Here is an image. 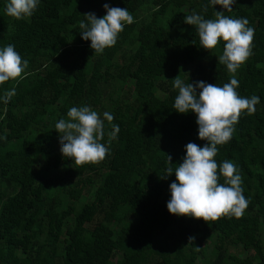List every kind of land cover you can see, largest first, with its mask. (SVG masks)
<instances>
[{"label":"trees","instance_id":"16d2710c","mask_svg":"<svg viewBox=\"0 0 264 264\" xmlns=\"http://www.w3.org/2000/svg\"><path fill=\"white\" fill-rule=\"evenodd\" d=\"M5 2L0 46L14 44L29 63L22 78L0 85V95L16 89L8 103L0 102V264H197L212 234L213 264H264V0H236L224 12L247 18L255 30L253 54L235 75L239 95H258L260 103L254 114H241L215 156L218 164L237 165L249 204L239 218L208 222L169 213L176 177L161 176L182 162L188 142H206L198 138L195 114L172 107L173 79L230 81L217 61L223 42L209 52L184 21L192 12L215 19L221 6L205 11L208 0H42L30 18L16 20L5 14ZM104 3L126 7L134 22L96 54L78 25L85 13L104 15ZM85 104L101 116L112 113L120 131L104 160L76 165L61 154L53 127L70 107ZM111 123L105 120L106 132ZM225 242L253 253L226 254Z\"/></svg>","mask_w":264,"mask_h":264},{"label":"clouds","instance_id":"9594fccd","mask_svg":"<svg viewBox=\"0 0 264 264\" xmlns=\"http://www.w3.org/2000/svg\"><path fill=\"white\" fill-rule=\"evenodd\" d=\"M42 0H6L4 12L16 19H28L38 9ZM236 0H208L204 10L211 5H220L215 10V19H205L202 14L192 12L184 16L187 24L193 25L199 37V46L213 50L223 42L222 53L217 61L226 66L231 73L230 81L219 86L198 80H189L176 76L173 87L178 90L173 108L179 113H194L198 126V138L206 141L202 146L188 142L182 162L177 167H167L161 178L175 173V180L169 184L170 198L167 210L177 216L185 215L203 218L205 222L215 221L221 216L241 217L249 204L242 187L243 180L237 165L231 160L218 164L215 156L218 145L227 144L235 132L241 114L252 115L260 103L258 95L244 97L239 95L238 69L253 54L254 28L249 26L247 18H234L224 15L231 11ZM105 14L97 17L94 12L85 13L79 21L81 38L90 41L89 47L96 54H102L106 48L114 46L126 24L134 22V17L126 7L109 6L104 3ZM28 60L16 51L14 44L0 46V85L10 79L22 78L28 66ZM199 90V91H198ZM16 94V89L4 90L0 102L8 103ZM105 120H114L112 113L105 111L102 116L89 105L72 106L67 118L56 121L53 129L58 133L61 154L70 158L76 165L99 163L110 153V145L117 139L120 127L111 123L106 132ZM105 135L108 139L105 141ZM5 137L0 134V139ZM168 163L171 160L167 156ZM221 176L224 182L220 183ZM195 237H189L193 241Z\"/></svg>","mask_w":264,"mask_h":264},{"label":"rangeland","instance_id":"374dc122","mask_svg":"<svg viewBox=\"0 0 264 264\" xmlns=\"http://www.w3.org/2000/svg\"><path fill=\"white\" fill-rule=\"evenodd\" d=\"M261 239L263 243V250H264V227L261 229ZM214 245H215V236L213 234L208 238L206 243L202 246L199 256L196 259L197 264H213L215 258L214 252ZM224 247L226 248V254H235L236 256L243 258L245 256H250L253 251L251 249L243 250L241 245L239 244H232L229 242H225ZM223 264H231L229 259Z\"/></svg>","mask_w":264,"mask_h":264}]
</instances>
